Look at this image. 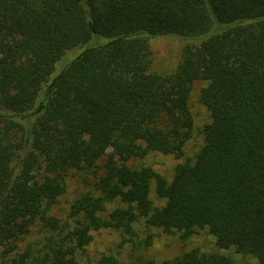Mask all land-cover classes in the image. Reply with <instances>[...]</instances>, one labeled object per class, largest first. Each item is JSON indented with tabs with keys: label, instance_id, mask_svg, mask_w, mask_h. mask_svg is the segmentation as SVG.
<instances>
[{
	"label": "trees",
	"instance_id": "obj_1",
	"mask_svg": "<svg viewBox=\"0 0 264 264\" xmlns=\"http://www.w3.org/2000/svg\"><path fill=\"white\" fill-rule=\"evenodd\" d=\"M162 37L183 41L164 75L149 44ZM196 80L209 120L194 159L170 180L129 165L183 154ZM71 170L86 189L69 223L51 210ZM37 224L46 241L21 249ZM156 228L182 243L206 229L264 264V0H0V264H121L86 254L92 232L148 247ZM172 264L235 262L192 248Z\"/></svg>",
	"mask_w": 264,
	"mask_h": 264
},
{
	"label": "rangeland",
	"instance_id": "obj_2",
	"mask_svg": "<svg viewBox=\"0 0 264 264\" xmlns=\"http://www.w3.org/2000/svg\"><path fill=\"white\" fill-rule=\"evenodd\" d=\"M182 40L178 37H162L151 38L149 40L152 50L151 70L159 74H167L174 70L179 58L182 46ZM79 49H71L67 52L62 62H66L70 57L74 56ZM205 81L196 80L192 83L188 106L193 117V128L191 137L187 140L183 147V154L175 157L171 154H163L157 151H151L142 158H135L129 161L131 166L147 165L151 166L156 172L170 180L174 167L184 161H192L202 145L201 129L209 120V113L205 106L199 100V91L205 85ZM86 187L81 182V177L75 170H71L66 178V190L59 196L57 202L53 205L51 213L63 221L72 222L68 217V204L77 196L80 191ZM150 198L155 205L164 202L158 198L154 190L150 193ZM112 206H109L111 208ZM136 228L140 230V236H143V223H138ZM154 237L152 243L148 247H134L131 244L119 246L121 241V231L117 229H102L92 232V240L86 248V254L94 257L102 252H111L117 255L121 264H147L148 260L154 264H172V261L181 255L182 252L190 249H197L200 252H218L229 256L235 264H255V259L249 255L238 253L234 247L218 248L215 245L214 237L208 233L206 229H199L185 243L176 239V237L167 235L160 229H151ZM48 232L39 224L31 227L29 233L24 240L19 243V247L23 249L28 244L33 247H40L46 241ZM81 261L84 256L79 254Z\"/></svg>",
	"mask_w": 264,
	"mask_h": 264
}]
</instances>
